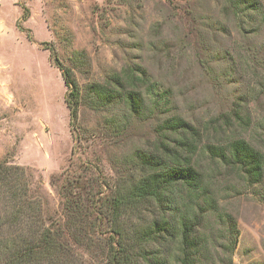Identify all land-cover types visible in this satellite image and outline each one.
Returning <instances> with one entry per match:
<instances>
[{
  "label": "rangeland",
  "instance_id": "obj_1",
  "mask_svg": "<svg viewBox=\"0 0 264 264\" xmlns=\"http://www.w3.org/2000/svg\"><path fill=\"white\" fill-rule=\"evenodd\" d=\"M225 6L224 0H0V159L32 173L47 215L56 218L60 207L52 176L60 182L79 172L88 183L98 172L111 187L125 158L153 142L155 121L134 120L121 136L117 124L129 118L121 104L85 102L92 83L103 85L123 69L145 70L169 89L172 111L191 122L204 123L243 98L253 123L242 136L264 152V78L252 71L248 50L264 31L244 39ZM56 62L83 97L77 140ZM223 204L239 229L232 264H264V181L252 191H232ZM148 210L133 208L121 221L135 228L149 219ZM100 247H81L76 263L105 264Z\"/></svg>",
  "mask_w": 264,
  "mask_h": 264
},
{
  "label": "trees",
  "instance_id": "obj_2",
  "mask_svg": "<svg viewBox=\"0 0 264 264\" xmlns=\"http://www.w3.org/2000/svg\"><path fill=\"white\" fill-rule=\"evenodd\" d=\"M224 1V15L244 39L264 31V0ZM248 50L252 71L264 78V39ZM56 67L77 140L83 97L68 69ZM84 98L126 109L130 120L116 128L121 136L134 120L155 121L153 142L125 158L111 187L98 172L88 183L79 172L60 182L52 176L56 218L44 211L32 173L0 159V264H80L75 253L95 243L105 264H232L239 229L222 202L264 181V152L242 136L253 123L243 98L230 111L191 122L172 111L169 89L135 68L110 74L103 85L92 83ZM141 205L150 208L149 219L128 228L121 217Z\"/></svg>",
  "mask_w": 264,
  "mask_h": 264
}]
</instances>
